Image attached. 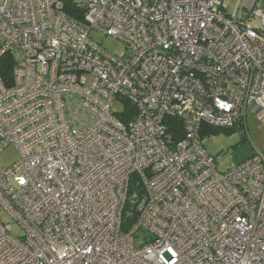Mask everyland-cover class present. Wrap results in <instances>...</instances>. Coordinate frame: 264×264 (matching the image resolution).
Here are the masks:
<instances>
[{
	"label": "built area",
	"instance_id": "obj_1",
	"mask_svg": "<svg viewBox=\"0 0 264 264\" xmlns=\"http://www.w3.org/2000/svg\"><path fill=\"white\" fill-rule=\"evenodd\" d=\"M64 2L0 0V264H264V154L221 172L200 135L264 116V0Z\"/></svg>",
	"mask_w": 264,
	"mask_h": 264
},
{
	"label": "rangeland",
	"instance_id": "obj_2",
	"mask_svg": "<svg viewBox=\"0 0 264 264\" xmlns=\"http://www.w3.org/2000/svg\"><path fill=\"white\" fill-rule=\"evenodd\" d=\"M70 1L81 3L83 0ZM253 23L258 24V21H254ZM89 38L113 55H119L125 51L123 42L116 38L105 36L98 30H91ZM114 106L117 109H121L122 107L118 101L114 102ZM247 143L252 149L264 154V116L259 118L248 114L245 119V125L238 123L231 128H219L218 132L207 134L205 136L204 147L208 154L215 158L219 154L221 155L216 159V167L218 171L224 172L233 164L232 155L235 148ZM18 157L17 148L11 144L0 152V164L3 167L10 166ZM0 221L5 224H11V234L18 236L22 233L18 225H13V218L2 207H0ZM146 236L147 232L145 230H137L133 235L135 245L138 247Z\"/></svg>",
	"mask_w": 264,
	"mask_h": 264
},
{
	"label": "trees",
	"instance_id": "obj_3",
	"mask_svg": "<svg viewBox=\"0 0 264 264\" xmlns=\"http://www.w3.org/2000/svg\"><path fill=\"white\" fill-rule=\"evenodd\" d=\"M64 12L70 18L75 20H82V11L81 9L76 7V3H73L70 0H65L64 2ZM11 69H12V61L9 56H3L0 60V75L4 82L10 81L11 79ZM132 107L130 105H126V110L120 112L118 114V118L126 122L132 117ZM164 124L166 125V133L170 137V143L175 144L179 140L183 138L184 129L182 123L179 119L174 117H166L164 119ZM219 128L211 127L208 125L203 124L201 126L200 135L201 137H205L207 134L218 132ZM136 179V177H133ZM142 188L139 187V190ZM127 209V205L125 206L124 212ZM134 220L133 218H129L128 216H123L122 218V228L126 229L129 227Z\"/></svg>",
	"mask_w": 264,
	"mask_h": 264
},
{
	"label": "water",
	"instance_id": "obj_4",
	"mask_svg": "<svg viewBox=\"0 0 264 264\" xmlns=\"http://www.w3.org/2000/svg\"><path fill=\"white\" fill-rule=\"evenodd\" d=\"M252 155L251 148L248 144H242L236 148L233 152V164L238 165L241 162L247 160Z\"/></svg>",
	"mask_w": 264,
	"mask_h": 264
},
{
	"label": "flooded vegetation",
	"instance_id": "obj_5",
	"mask_svg": "<svg viewBox=\"0 0 264 264\" xmlns=\"http://www.w3.org/2000/svg\"><path fill=\"white\" fill-rule=\"evenodd\" d=\"M238 148V147H237ZM236 149V148H235Z\"/></svg>",
	"mask_w": 264,
	"mask_h": 264
}]
</instances>
